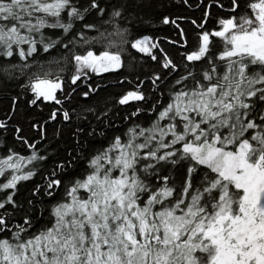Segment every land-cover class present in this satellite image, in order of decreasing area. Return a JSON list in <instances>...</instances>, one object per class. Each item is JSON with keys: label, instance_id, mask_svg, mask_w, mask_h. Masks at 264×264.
<instances>
[{"label": "snow or ice", "instance_id": "6c2138e0", "mask_svg": "<svg viewBox=\"0 0 264 264\" xmlns=\"http://www.w3.org/2000/svg\"><path fill=\"white\" fill-rule=\"evenodd\" d=\"M178 6L212 7L0 0V264H264V0L211 30ZM129 47L156 67L113 97L91 74Z\"/></svg>", "mask_w": 264, "mask_h": 264}, {"label": "trees", "instance_id": "16d2710c", "mask_svg": "<svg viewBox=\"0 0 264 264\" xmlns=\"http://www.w3.org/2000/svg\"><path fill=\"white\" fill-rule=\"evenodd\" d=\"M192 3H196L197 0H191ZM204 5L211 4L212 7L210 9L201 8H188L187 6H178L174 9H172L177 14H182L184 16H187L189 18H199L201 16L202 11H210V16L207 23L208 29L213 28H219V19L221 18H228L231 13V0H220L221 3H223V7H220L218 3H216V0H202ZM248 0H240V4L244 7L247 6ZM238 14V13H234ZM233 14V15H234ZM184 27L188 31V37L190 41L194 42L195 37V27L190 23L189 20L183 21ZM140 35H149L152 37H163L165 35H172V27L170 25H160L158 22H156L153 25L149 24H142L140 25L133 33V36L138 38ZM163 47L167 49L169 53H171L172 56H177V50L175 47L170 45L169 43H164ZM220 47L219 44L214 45V50L218 49ZM183 50V49H181ZM131 53V55H129ZM135 57L136 59L133 60L132 57ZM124 58L126 64H131L134 66V71L131 72L129 75V69H122L117 70L109 73H101V74H95L92 73V79L102 85V87L105 88L106 92L111 94L113 97L117 96L119 93L123 92L126 89H131L134 87L133 84L127 82L124 80V75H128L129 79H134L136 75L141 73H148L151 74V70L156 67L155 62L151 61L150 57L146 53H140L137 49L128 48V51L124 53ZM72 66H68V72L65 74V81L66 84L68 83L67 76L71 74L72 72ZM122 73V74H118ZM143 78V76H141ZM23 80V78H21ZM147 83V81H145ZM5 77L3 75H0V99H2L4 90H5ZM8 87L14 88L15 90H19L15 87V84H9ZM137 101H130L129 105H136ZM3 103H0V112L3 111ZM122 110H131L130 108H127V106H120ZM47 111V108H46ZM141 119H147L146 117H142ZM30 134V133H28ZM8 146L15 149L16 151H19L21 155H27L30 150H26L25 148L21 147L19 142H16L14 139V136L9 135L7 137ZM6 154V149L0 145V156H3ZM2 179V178H0ZM38 177L34 178L33 182L37 180ZM21 187V193L23 194L26 189L31 187V182H22Z\"/></svg>", "mask_w": 264, "mask_h": 264}, {"label": "flooded vegetation", "instance_id": "af4514ba", "mask_svg": "<svg viewBox=\"0 0 264 264\" xmlns=\"http://www.w3.org/2000/svg\"><path fill=\"white\" fill-rule=\"evenodd\" d=\"M233 14H234V13L231 11L230 16L233 15Z\"/></svg>", "mask_w": 264, "mask_h": 264}, {"label": "rangeland", "instance_id": "374dc122", "mask_svg": "<svg viewBox=\"0 0 264 264\" xmlns=\"http://www.w3.org/2000/svg\"><path fill=\"white\" fill-rule=\"evenodd\" d=\"M0 157H2V156H0Z\"/></svg>", "mask_w": 264, "mask_h": 264}]
</instances>
